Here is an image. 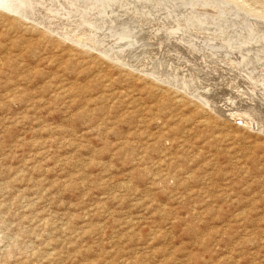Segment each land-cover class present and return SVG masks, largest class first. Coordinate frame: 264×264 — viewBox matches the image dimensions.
Returning <instances> with one entry per match:
<instances>
[{
	"label": "rangeland",
	"instance_id": "obj_1",
	"mask_svg": "<svg viewBox=\"0 0 264 264\" xmlns=\"http://www.w3.org/2000/svg\"><path fill=\"white\" fill-rule=\"evenodd\" d=\"M253 79L264 0H0V264H264Z\"/></svg>",
	"mask_w": 264,
	"mask_h": 264
},
{
	"label": "bare ground",
	"instance_id": "obj_2",
	"mask_svg": "<svg viewBox=\"0 0 264 264\" xmlns=\"http://www.w3.org/2000/svg\"><path fill=\"white\" fill-rule=\"evenodd\" d=\"M12 5V4H11ZM17 7V6H16ZM85 8V7H84ZM9 10V9H8ZM11 10H12V8H11ZM64 13H66V12H64ZM66 15V14H65ZM181 15V14H180ZM76 17V16H75ZM45 19V18H44ZM70 23V22H69ZM86 24V23H85ZM179 24V23H178ZM181 29V28H180ZM85 33V32H84ZM120 33V32H119ZM99 34V33H98ZM76 35V34H75ZM115 35V34H114ZM136 35V34H135ZM78 36V35H77ZM120 38H122V37H120ZM132 38V37H131ZM72 39V38H71ZM75 39V38H74ZM77 39V38H76ZM84 39V38H83ZM84 40H86V39H84ZM121 40V39H120ZM78 42H79V40H78ZM87 42V41H86ZM116 42V41H115ZM80 43H82V42H80ZM84 43H85V41H84ZM98 43V42H97ZM83 44V43H82ZM122 44V43H121ZM132 44V43H131ZM86 45V44H85ZM138 46V45H137ZM248 46V45H247ZM199 47V46H198ZM144 48V47H143ZM104 51V50H103ZM104 53H106V51L104 52ZM103 53V54H104ZM117 54V53H116ZM105 55V54H104ZM106 56H107V54H106ZM109 56V55H108ZM117 56V55H116ZM124 57H125V55H124ZM119 58V57H118ZM114 59V58H113ZM117 59V58H116ZM120 60V59H119ZM123 60V59H122ZM116 61H118V60H116ZM127 61V60H126ZM124 62H125V60H124ZM240 71V70H239ZM233 79V78H232ZM190 81V80H189ZM250 81H251V79H250ZM234 82V81H233ZM261 82V81H260ZM259 82V83H260ZM234 84V83H233ZM181 85V84H180ZM251 86H252V84H251ZM253 87L254 88H257V87H262V84H257V82L253 79ZM262 88H264V87H262ZM251 90V89H250ZM246 92H247V90H246ZM249 92V91H248ZM201 98V97H200ZM226 98V97H225ZM203 99V98H202ZM203 101H207V102H204L205 104H207L208 106H211V107H215V105L214 104H212V102H210V101H208L207 100V98H206V100L204 99ZM215 109H217L218 111H220L219 109H218V107L216 108L215 107ZM263 112L262 111H259V110H257V106H255V105H250L249 107L248 106H245L244 108H242L241 110H239V111H237V113H235V114H233V115H236V114H238L239 116H244V119H246V120H250V119H252V118H254L255 120H256V118L258 119V118H260L261 119V117L263 116L264 117V115H262V116H260L261 114H262ZM231 114V113H230ZM229 114V115H230ZM232 115V114H231ZM256 121H258V120H256ZM249 123V122H248ZM256 126V125H255Z\"/></svg>",
	"mask_w": 264,
	"mask_h": 264
}]
</instances>
